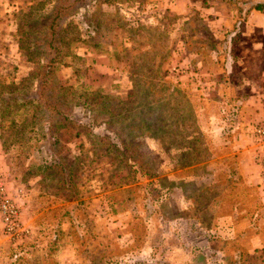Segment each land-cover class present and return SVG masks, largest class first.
Instances as JSON below:
<instances>
[{
  "label": "rangeland",
  "instance_id": "rangeland-1",
  "mask_svg": "<svg viewBox=\"0 0 264 264\" xmlns=\"http://www.w3.org/2000/svg\"><path fill=\"white\" fill-rule=\"evenodd\" d=\"M116 1L102 7L96 35L84 18L99 2L61 0L65 6L75 2L62 20L63 30L70 25L69 36L80 34L82 41L56 66L57 82L76 93L87 89L123 99L131 97L134 81L146 89L152 85L165 97L153 99L150 107L132 103L140 107L134 116L141 119L142 111L160 121L168 115L165 140L184 143L192 135L193 143L179 150L163 148L153 138H118L102 119L82 128L90 126V114L73 107L69 123L58 119L55 124L69 164L78 159L76 194H71L59 182L27 171L48 161V143L19 145L25 142L19 134L34 114L22 110L14 116L21 130L16 133L9 120L0 128L5 144L0 169L31 233L11 239L0 216V264L20 258L28 264H264V180L246 178L262 176L255 128L264 125V29L245 24L240 29L238 13L223 0ZM56 5L61 3L0 0V91L29 75L31 66L18 43L22 33L42 31ZM124 49L131 53L126 58L118 55ZM145 53L149 56H141ZM160 65L161 74L167 72L161 79L154 73ZM98 101L91 102L94 114L103 110ZM132 126L131 120L119 121L114 129L129 133ZM30 136L38 138L34 132ZM102 136L131 144L146 175L132 174L119 156L106 153L97 139ZM183 149L191 166L178 165ZM57 228L63 232L60 248L51 253Z\"/></svg>",
  "mask_w": 264,
  "mask_h": 264
},
{
  "label": "trees",
  "instance_id": "trees-1",
  "mask_svg": "<svg viewBox=\"0 0 264 264\" xmlns=\"http://www.w3.org/2000/svg\"><path fill=\"white\" fill-rule=\"evenodd\" d=\"M55 1L61 3V5H56L52 8L51 21L49 24L44 25L42 27V31L32 30L29 31L28 34H25L26 32L22 33L21 39L18 43L23 60L31 66L29 75L22 79L20 83L16 82V84L13 83L10 86L4 85L0 91V128H3L7 120L11 122L12 126L17 127L14 116L18 115V113L22 110H34L32 119L27 121L26 128L24 129L25 131L20 132L19 134L20 137H24L25 140L24 143H19V145H25L33 140H36L39 143L44 141L48 143V161L43 165L32 164L27 171L32 174L36 171V176L41 177L46 181H57L66 192L76 194L78 159L75 158V162L73 164H69V160H67L66 156H64L66 148L59 145V140L56 137V129L58 126L55 125L58 119H62L64 125L69 123L73 107H80L86 113L90 114V126H79L82 128H90L91 126H94L99 119H102L101 123L106 126L109 132L115 134L116 136L118 135V138H120V136H127L128 138L130 134L132 135V139H135L137 136L142 139L153 138L157 141L161 140L163 148L169 147L168 149H172L173 147L179 149L180 146H185L186 143L192 144L193 141L190 142V137H193L192 135L188 136L184 143H180L181 141L178 140H176V142L170 139L167 141L165 140V136H162V131L171 128L170 124L166 123V121H169L168 115L160 121L159 119L153 121L144 117L142 111L138 112V115L142 116L141 119L138 118L137 115L134 116V114H136L135 110L140 107H130L132 103H140L150 107L153 99H156L157 97H165L159 96L157 90H154L155 87L152 85L150 89H146L142 86V84H138V82L134 81V88L131 97L123 99L121 97L90 92L87 89H83L80 93H76L74 87L62 86L57 82L54 73L56 66L62 63L65 57L74 55L71 53L70 48L75 42L82 41V37L80 34H76V36L73 37L69 36L70 25L63 30L64 24H62V20L68 13L71 12V10L75 8V6L72 5L75 2L70 4L71 6H65L66 3H62L61 0ZM95 2H99V5H97V11L92 13L89 17L86 15L84 19L89 28H95V34L97 35L101 25L98 14L102 12V7L113 6L118 2L116 0H95ZM223 2L238 13L241 19L238 22L240 29H242L245 21H247L248 17H250L252 13L256 12L264 15V0H223ZM33 16L31 15L30 18H33ZM135 22L139 24V20H135ZM139 27L144 28L142 24H139ZM24 34L27 38H29L28 44L23 42V39H25ZM89 37V41H94L96 38V36L91 35H89ZM31 38H35V40L32 41ZM30 41L31 44H29ZM122 54L124 55L123 58H126L131 53L128 50L125 51L124 49L118 55ZM148 54L149 53L141 54V56H149ZM169 56V54L166 58L165 56H162L163 63ZM151 62H155L154 57L151 58ZM161 69L162 66L160 65L157 66V70H154V73H156V76L160 79L161 76L163 78V76L167 75V72L162 75ZM140 76L146 77V74H139V77ZM133 78L137 79L135 75H133ZM14 88L15 91H11ZM174 93L170 94V97H174L176 93L179 94V91L177 90L176 93ZM94 99L97 101L103 100L98 101L99 103L104 104L103 110L98 112V114H94L91 106V102ZM77 101L80 102L75 104ZM12 108H16V110H12ZM121 108H123L122 113L119 112V109ZM171 118L175 119L173 115H171ZM130 120L132 121L133 126L129 128V133L124 130L120 133L121 129H118L119 132L114 129L117 122L121 121L122 124L124 122H129ZM175 123L176 120L174 125ZM71 124L77 125L74 121H72ZM184 125L185 124H183V126ZM30 126H36L39 130H34L33 128H30ZM14 130H16L17 133L18 130L21 129L17 127ZM131 131L133 133H131ZM176 131L177 133L179 132L178 130H175V132ZM32 132H34L38 138L34 136L28 137V135ZM192 132L194 134L198 133L197 130H192ZM90 135L94 136L92 132ZM20 137L16 136L17 140ZM97 139L100 140V143L102 147L105 148L106 153L115 155L116 157L119 156L117 159H119L120 162L125 163V166L127 168L129 167V171L132 174L139 173L146 175L144 171V163L136 156V152L130 147L131 144L127 143V141L125 142L122 140L121 143H115L107 136H102V138ZM195 139L197 140V138ZM181 140H183L182 134ZM4 145V142L0 139V146L2 149L5 147ZM188 147L190 148V146ZM179 150H181V148ZM186 150L187 149H183L182 154L179 155V157L181 156V159L178 157L179 161H181L178 163L179 166L180 164L184 167L188 165L186 163V157L188 156V152ZM38 151H42V147H40ZM191 165L192 164H189L188 166ZM62 233L63 232L60 228L55 230V234L53 236L54 240L51 245V253L59 250L60 235ZM22 261L25 264L29 263V261L20 258L15 264ZM54 264L57 263L54 261Z\"/></svg>",
  "mask_w": 264,
  "mask_h": 264
},
{
  "label": "built area",
  "instance_id": "built-area-1",
  "mask_svg": "<svg viewBox=\"0 0 264 264\" xmlns=\"http://www.w3.org/2000/svg\"><path fill=\"white\" fill-rule=\"evenodd\" d=\"M171 2L175 0H169ZM255 133L261 141L262 165H264V125H258ZM0 216L2 230L11 239L22 238L31 233L29 226L22 221L21 208L8 189L7 180L0 169Z\"/></svg>",
  "mask_w": 264,
  "mask_h": 264
},
{
  "label": "crops",
  "instance_id": "crops-1",
  "mask_svg": "<svg viewBox=\"0 0 264 264\" xmlns=\"http://www.w3.org/2000/svg\"><path fill=\"white\" fill-rule=\"evenodd\" d=\"M238 18L240 19L239 16H238ZM257 21H259V22H257ZM244 24L247 25L248 27H250V25H251V26H254V27L259 28V29H264V15H261L260 13L254 12L250 15V17H248L247 21H245ZM256 166L260 170L261 175L263 177L260 175L259 176L258 175H252V174L249 175V173L247 172L248 174H246V178H247V181L249 183L250 182L254 183L257 180L259 183H261V180L262 181L264 180V165H261V164L257 165L256 164Z\"/></svg>",
  "mask_w": 264,
  "mask_h": 264
}]
</instances>
